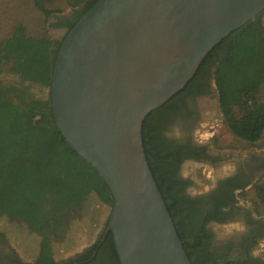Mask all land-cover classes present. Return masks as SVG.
I'll return each mask as SVG.
<instances>
[{
    "label": "trees",
    "instance_id": "obj_1",
    "mask_svg": "<svg viewBox=\"0 0 264 264\" xmlns=\"http://www.w3.org/2000/svg\"><path fill=\"white\" fill-rule=\"evenodd\" d=\"M96 1L31 0V6L43 15L46 23L53 13L61 10V5L77 7L84 3L81 11L75 12L73 21L67 22L70 29ZM61 41L46 33L30 34L23 22L16 23L12 32L0 41V212L8 211L9 216L22 220L40 236L34 264H68L73 260L78 264H120L110 231L91 257L104 228L86 252L76 258L62 262L52 255V243L65 238L89 197L110 209L113 204L108 186L92 165L69 146L52 118L50 64ZM210 65H214L219 107L228 129L246 142L261 138L264 11L216 44L185 86L144 118L143 147L191 264H248L249 259L228 254L226 247L232 246V240L210 249L213 231L206 227L209 220L221 222L232 216L231 210L224 208L235 201L232 190L236 184L231 178H224L217 181L215 191L210 194L185 193V187L192 182L178 174L183 160L181 150L171 149V144L163 142L154 129L156 116L171 107L175 97L189 89L195 77ZM5 72L12 76L11 80L4 79ZM186 151L188 157L199 160L203 153L202 148L188 147ZM252 187L256 203L264 204V172ZM207 203L209 206L204 209ZM254 263L262 260L257 258Z\"/></svg>",
    "mask_w": 264,
    "mask_h": 264
},
{
    "label": "water",
    "instance_id": "obj_2",
    "mask_svg": "<svg viewBox=\"0 0 264 264\" xmlns=\"http://www.w3.org/2000/svg\"><path fill=\"white\" fill-rule=\"evenodd\" d=\"M263 11L264 0H97L62 37L50 64L52 118L109 188L102 239L112 233L120 264H191L149 168L142 123Z\"/></svg>",
    "mask_w": 264,
    "mask_h": 264
},
{
    "label": "rangeland",
    "instance_id": "obj_3",
    "mask_svg": "<svg viewBox=\"0 0 264 264\" xmlns=\"http://www.w3.org/2000/svg\"><path fill=\"white\" fill-rule=\"evenodd\" d=\"M31 4V0H0V41L12 32L14 25L18 22H23L30 34L46 33L53 39L57 36L58 32L56 31L58 30L51 25L50 20L55 15L79 7V5L77 7L61 5V10L53 13L45 23L43 15L34 10ZM3 76L6 80L12 78L6 72L3 73ZM218 117V120L212 117L213 121L204 123L207 125L206 128L198 132L195 137L198 143L208 145L209 153L216 158L217 163H214V159L207 161L186 160L180 167L182 177L189 178L192 182L190 187L192 194L209 190L217 179L236 170L247 168V164L252 160L264 159V133L257 141L246 142L231 133L226 126L224 117L219 112ZM176 134H179L177 129ZM260 172L259 170L255 171L254 183L261 177ZM238 201L241 207L252 212L255 220L264 222V204L256 203L252 185L238 193ZM109 212V206L99 204L96 198L89 197L84 203L80 215L73 219L65 238L52 243L53 258L56 261L67 262L76 258L78 254L85 253L105 227ZM214 226L217 233L216 239L223 242L241 235L246 228V224L240 218ZM0 235L22 263L34 264L40 236L29 229L22 220L9 216L8 211H1ZM252 255L262 260V263L259 264H264V236L258 241Z\"/></svg>",
    "mask_w": 264,
    "mask_h": 264
},
{
    "label": "flooded vegetation",
    "instance_id": "obj_4",
    "mask_svg": "<svg viewBox=\"0 0 264 264\" xmlns=\"http://www.w3.org/2000/svg\"><path fill=\"white\" fill-rule=\"evenodd\" d=\"M84 5L85 4L82 3L79 5V7L73 8L69 12L55 15L54 18L50 20L51 25L58 30L56 31L58 32L57 36L53 37L54 40L60 41L62 39L66 30L68 29L67 22L73 21L75 12L81 11ZM61 31H63V33ZM224 49L225 48L221 49L217 53L218 57H221ZM213 69L214 65H210L202 70L195 77L190 88L175 97L172 106L165 111L163 110L162 113H160L155 118L154 129L156 130L160 139L165 143H170L171 149L181 150L180 155L183 157V160L181 161L178 168V174L180 177H182L180 174V167L184 161L199 160L186 155V149L188 147H190L192 150L197 148L203 149L202 157L199 161L216 159L209 153L207 144L198 143V140L195 139L197 133L206 128L207 125L204 123L213 121L212 117L215 120H218V112L221 116H223L219 107L218 93L213 79ZM176 129L179 130V134H176ZM214 163H217V160L216 162L214 161ZM258 170L261 171V174L264 172V159L252 160L247 164V168L241 170L239 169L229 175L220 177L215 181V184L209 190L203 193H190L191 184L185 187V193L190 196L200 194L207 195L215 191L217 181L224 178H231L233 180L234 184H236V187L232 190L233 194L235 195V201L230 202L227 207L224 208V210L230 209L232 216L222 220L221 222L209 220L206 223V227L213 231V235L209 238L210 249L224 246L230 240H232V246L226 247L228 248V254L232 255L233 257L243 256L242 258L245 257L249 259L248 264H255L254 260L257 259L252 255V252L257 246L258 241L262 238V236H264V222L255 220L254 216H252V212L249 211V209L241 207L237 195L244 189L251 187V185L254 183L253 175L255 171ZM221 191H223V189H221ZM208 206L209 203L205 204L204 209L208 208ZM236 218H240L246 224L245 230L241 233V235L226 239L225 242L218 241L216 239L217 233L214 225L232 221ZM103 239L102 237L100 238L96 248H94L91 253V257L94 256L97 247L100 245ZM246 247L249 248L247 252L245 250ZM0 264H24L17 258L1 235ZM68 264H78V262L73 260ZM95 264L98 263L96 262Z\"/></svg>",
    "mask_w": 264,
    "mask_h": 264
}]
</instances>
